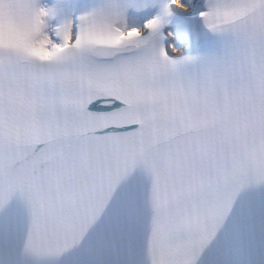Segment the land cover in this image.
<instances>
[{
	"label": "snow or ice",
	"instance_id": "snow-or-ice-1",
	"mask_svg": "<svg viewBox=\"0 0 264 264\" xmlns=\"http://www.w3.org/2000/svg\"><path fill=\"white\" fill-rule=\"evenodd\" d=\"M0 264H264V0H0Z\"/></svg>",
	"mask_w": 264,
	"mask_h": 264
}]
</instances>
